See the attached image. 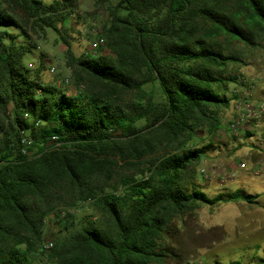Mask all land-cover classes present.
<instances>
[{"label":"trees","instance_id":"obj_1","mask_svg":"<svg viewBox=\"0 0 264 264\" xmlns=\"http://www.w3.org/2000/svg\"><path fill=\"white\" fill-rule=\"evenodd\" d=\"M99 2L108 17L97 50L108 53L74 57L62 31L75 0H0V264H166L175 218L204 203L259 202L241 190L210 197L197 165L241 75L219 38L255 46L264 0ZM47 28L67 43L75 94L24 61L30 30ZM80 203L91 212L79 217Z\"/></svg>","mask_w":264,"mask_h":264},{"label":"rangeland","instance_id":"obj_2","mask_svg":"<svg viewBox=\"0 0 264 264\" xmlns=\"http://www.w3.org/2000/svg\"><path fill=\"white\" fill-rule=\"evenodd\" d=\"M76 6L70 15L69 28L62 31L68 39L74 57L87 54H106L107 48L98 51L97 39L99 29L107 21V4L99 0H75ZM5 8L14 12L20 19L24 14L19 9H13L5 4ZM35 48L26 53L24 61L27 66L36 69L42 67L41 79L47 84H55L68 94H75L78 84L75 80L76 66L68 51L67 43L54 30L35 32L30 30ZM226 53L237 54L241 57L238 63L229 65V72L245 74L256 83L260 92L264 89V36L256 45H246L244 42L223 35L219 38ZM52 66L56 72L50 71ZM70 76L69 84H60L63 77ZM149 85L148 88H152ZM157 98L161 99L159 87L154 86ZM235 83H231L228 95H233ZM232 107L223 110L222 120L224 129H219L212 136L204 135L203 143L215 144L213 150L203 157L197 165V182L210 197L221 193L228 194L244 191L259 196L261 202L249 203L244 200L221 202L210 205L201 204L193 212L174 219L167 233L166 264H229L240 261L247 264H264V175L257 176L250 171L240 175L235 173L231 163L239 167L245 157L237 153L247 143H240L239 134L228 130V123L232 119ZM203 134V133H202ZM241 135L247 132L240 133ZM233 138V139H231ZM239 143L233 149V143ZM251 145V144H250ZM232 148V149H231ZM247 148L244 147L241 152ZM232 150V151H231ZM205 167L215 171V177L207 179L200 171ZM239 169H241L239 167ZM89 204L80 203L76 214L81 217L90 213ZM54 226L50 221L49 227ZM53 241L52 235L46 237V244ZM39 263V261H38ZM48 261L41 259L40 264Z\"/></svg>","mask_w":264,"mask_h":264},{"label":"built area","instance_id":"obj_3","mask_svg":"<svg viewBox=\"0 0 264 264\" xmlns=\"http://www.w3.org/2000/svg\"><path fill=\"white\" fill-rule=\"evenodd\" d=\"M99 33L101 28L96 29ZM105 39L98 37L97 45H104ZM56 67L52 66L50 71L55 73ZM71 77L66 76L61 79L60 84H69ZM256 83L255 81L241 74L239 80L235 83L233 89L234 98L232 100V119L228 123V129L234 134H240L241 132H250L252 136L259 139L260 156L257 159H251L248 156L245 160L239 163L241 169L252 172L257 176L264 175V133L262 132V122L264 121V89L260 91L259 95H256ZM40 124L39 122L37 125ZM53 139H56L53 137ZM25 143H30L29 137H24ZM201 173L209 180L215 177V171H211L205 167L200 169ZM53 246V243H49V247Z\"/></svg>","mask_w":264,"mask_h":264},{"label":"crops","instance_id":"obj_4","mask_svg":"<svg viewBox=\"0 0 264 264\" xmlns=\"http://www.w3.org/2000/svg\"><path fill=\"white\" fill-rule=\"evenodd\" d=\"M259 91L257 90L256 91V95L258 96L259 95ZM231 107H232V103H231ZM262 124V132L264 133V121L261 123ZM224 129V128H222ZM229 130V129H228ZM241 133H244V132H241ZM250 136L248 137L246 134L244 135H241L239 134V138L240 139V143H244L246 142L247 144L242 146L241 148H237V153L243 155L244 157L248 156L249 158L251 159H257L259 156H260V147H261V144H260V141L259 139H256L255 136H252L250 132H247ZM233 139V138H231ZM239 143H233L232 145H235V146H232L233 149L236 148V146L238 145ZM251 144V145H250ZM247 148L244 152H241L242 149ZM232 149V148H231ZM232 151V150H231ZM232 170L235 172V173H238L240 175L246 173L247 171L243 170V169H239V167L236 165V164H233L231 163V166ZM247 174V173H246ZM259 198V197H258ZM261 198V197H260ZM259 198V199H260ZM258 199V200H259ZM259 202H261L259 200Z\"/></svg>","mask_w":264,"mask_h":264}]
</instances>
